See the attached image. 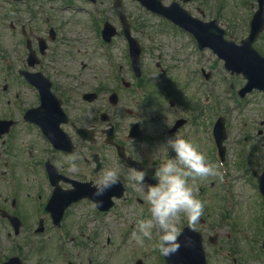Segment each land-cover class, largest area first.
Returning a JSON list of instances; mask_svg holds the SVG:
<instances>
[{"label":"flooded vegetation","instance_id":"obj_1","mask_svg":"<svg viewBox=\"0 0 264 264\" xmlns=\"http://www.w3.org/2000/svg\"><path fill=\"white\" fill-rule=\"evenodd\" d=\"M105 1L112 12V1ZM98 3L103 0H0V264L11 259L16 264H83L85 229L77 225L76 219L87 215L103 217L123 211L130 203H147L145 196L141 198L143 191L129 180L137 170L130 168L126 159L144 168L151 164L150 171L154 170L174 155L163 148L156 150L175 132L202 147L198 128L201 130L204 125L197 122L198 116L177 106L174 87L158 90L160 86L153 85L161 81L169 84L172 69L158 61L154 62V69H149V65L140 62V75L135 76L120 26L117 35L109 43L101 41L100 46L109 51L108 56H114L113 50L119 49L115 40L122 37L126 51L121 54L122 66L87 76L86 70L85 74L77 70L72 75L45 65L46 60L56 58L61 46H81L82 35L78 37L74 26L98 39L105 22L98 20ZM45 5L48 10H44ZM66 10L71 11L69 15L85 13L88 21L83 23L72 17L75 25L69 20L64 22L62 13ZM68 49L58 55L75 50ZM201 77L207 79L204 73ZM47 86L52 97L46 95ZM42 102L44 109L34 111ZM60 110L66 115V122L61 121ZM179 120L184 123L174 129ZM34 121L45 123L48 134L58 130L66 134L69 141L65 150L54 148ZM22 127L23 131L34 133L37 146L28 143L24 149L17 148L15 142ZM109 129L111 145L105 143ZM117 147L124 158L119 157ZM74 157L80 168L75 174L69 169ZM109 167L120 168V179L105 192L106 204L111 206L101 212L91 201L92 184ZM148 177L155 183L151 175ZM205 182H195V186L208 212L194 223L183 216L180 220L201 233L204 248H211L216 255L225 254V248L233 252V264H244L245 249L255 252L254 257H263V228L262 238L249 237L235 247V240L240 242L242 238L233 237L236 234L230 229L226 232L223 213L211 207L222 187L213 182L216 186L207 188ZM207 189H212V194L205 197ZM119 193L121 197L117 198ZM49 203L59 207L49 208ZM58 215L61 219L55 223ZM89 259L88 264H92Z\"/></svg>","mask_w":264,"mask_h":264},{"label":"rangeland","instance_id":"obj_2","mask_svg":"<svg viewBox=\"0 0 264 264\" xmlns=\"http://www.w3.org/2000/svg\"><path fill=\"white\" fill-rule=\"evenodd\" d=\"M173 1L181 3V0H163V3L169 5ZM122 4L128 21L132 24L133 35L139 38V42L144 47V53L151 55H145L143 63L149 65V69H154V62L161 61L163 65L173 69L169 78L175 82L174 84L187 82L188 87L186 90L177 86L176 95H181L183 96L182 98L186 99L185 107L189 111L191 110L195 116H198L197 122L200 125H204L203 128L201 126V130L198 128V131L202 132L198 134V140L202 143V147L199 144L197 145L198 149L205 154L209 161L218 166L214 162L213 154L210 152L209 138L211 132L208 134L207 129L210 128L211 122L215 121L217 115L220 114L219 116L226 117L225 121L227 122V138L223 143L226 153V172H230L231 175L236 176L237 168L244 159L251 161L254 167L257 168L256 170L262 171L264 169V95L259 92H253L251 95L245 97V99H240L237 96V91L244 85L242 77L230 75L224 69L223 62L218 60L214 54L209 50L199 52L193 40L185 33H181L175 29H161V26L165 27L162 20L158 16L148 14L140 8L138 3L132 0H123ZM181 5L191 12V14L204 21L217 19L219 25L227 32L228 36H231L236 43H239L248 34V24L256 8V0H193L188 4ZM99 7V12L107 17V20L116 28H119V22L114 12H110L109 9L106 11V8H109L107 1L103 0V3ZM197 7L200 8L199 11L202 12V15L196 10ZM43 8L44 10H48L46 5ZM69 12L71 11L66 10L62 13L63 18L66 17L64 18V22L69 20V22L72 21L73 25H75L72 17L83 23L88 21L85 13L74 12L75 14L69 15ZM50 17L51 20H55L52 18L53 15ZM68 25L67 23L66 26ZM73 28L76 29L75 33L78 32V37L82 35L80 37L82 47L76 45L73 47L75 50H71L69 54L58 55L63 49H68L65 46H61L57 53L58 56L56 55V58L52 61L46 60L44 62L45 65L47 67L50 65L52 68L62 69L64 70L63 73L72 75L77 74L75 72L77 70H83L85 74L86 70L87 76L89 74L94 75L95 72L107 69L108 67L110 68V63L105 60V56L98 48L99 40L95 38V35H89V33L86 35V29L79 26H74ZM115 46L119 48L113 50V55L116 57V60L114 59L116 61L115 65L120 67L123 65L121 54L126 52L122 37H118L115 40ZM76 47L78 51H76ZM83 48L87 49V51H84ZM255 48L259 53L264 55V33L257 40ZM97 51L99 55L96 54ZM85 52H90L91 54H86ZM90 70H93L92 73L89 72ZM200 70H204L210 74L209 79L205 82L203 81V83L200 75L196 74ZM202 101L206 106L204 108L200 105ZM180 105L181 102L178 101L177 106ZM216 105L217 112H214L212 110ZM33 134L23 131V127L22 129L20 128L15 142L17 148L24 149L29 144L37 146V141ZM245 138L247 139L245 140ZM41 147L39 146L40 149H42ZM219 174L220 170L218 167L217 175L197 178L195 182H203L205 180L204 186L213 189V182H215ZM233 180L234 182H231L232 185L230 184L232 190L234 189L237 192L236 194L242 192V195H235L238 203L234 204L232 213L226 214V225L231 230V233L237 236L245 232L251 239L262 238V233L260 232L262 228L261 196L258 188H256V182L250 178L248 186H244V190L242 191L243 187L235 189V186H233L235 183L240 182L241 179L235 178ZM214 189L216 190V188ZM232 190L230 189V191ZM211 191L207 189L205 197L211 195ZM220 203H225L230 208L232 200L219 196L216 201L211 202V207L216 208ZM138 209L139 207L134 204L127 207L123 211L122 216L118 215L119 218H115L116 216L106 217L101 222L91 223H88L84 218H78L76 219V223L80 228L92 231L99 237L100 241H105L107 237H110L114 241H119L120 237L126 236V233H129V237L125 238V245L127 246L123 249L124 253H122L124 255V264H133L130 260L133 259L136 262V258H141L142 264H164L159 248H155L152 251V248L156 247L154 246V241L156 240L155 234H153L152 239H145L143 245H138L132 238V233L136 230L137 219L148 215H145L141 207L140 210ZM207 212L204 204L202 214L204 215ZM184 223V220L179 221V233ZM87 234L91 235L92 233ZM260 240L262 241V239ZM100 244L99 242L98 245L100 246ZM235 244L238 246L239 241L235 240ZM99 246H95L94 248L95 256L97 258L100 257L101 262L111 264L112 259L108 256L114 253L112 247L103 249ZM245 251L248 250L245 249L243 252L244 264H262L264 262V256L259 257L256 254V257H254L255 252ZM205 252L208 264H232L230 258H226L224 255L227 254L231 258L235 257L234 253L226 248L223 255H216L209 247L205 248ZM260 258L263 260H260Z\"/></svg>","mask_w":264,"mask_h":264},{"label":"clouds","instance_id":"obj_3","mask_svg":"<svg viewBox=\"0 0 264 264\" xmlns=\"http://www.w3.org/2000/svg\"><path fill=\"white\" fill-rule=\"evenodd\" d=\"M91 116L89 112L88 117ZM160 148L174 155L168 156L154 170L150 171L152 165L149 164L148 168L143 167L129 176V180L143 191L149 205L148 215L137 219L132 238L138 245H143L145 239H152L155 229L159 251L171 255L180 247L178 223L181 217H187L189 222L194 223L203 213L204 202L198 196L196 179L217 175L218 166L178 132L168 136L156 152ZM69 169L74 174L80 171L75 157L69 163ZM146 175H151L155 183H147ZM119 179V167L104 169L92 184L93 195L102 196Z\"/></svg>","mask_w":264,"mask_h":264},{"label":"water","instance_id":"obj_4","mask_svg":"<svg viewBox=\"0 0 264 264\" xmlns=\"http://www.w3.org/2000/svg\"><path fill=\"white\" fill-rule=\"evenodd\" d=\"M139 1L147 9L164 15L184 30L193 34L199 48L212 50L219 59L224 61L225 69L231 74L242 75L247 83L239 91L241 97L252 89L264 92V58L252 47L258 34L264 28L263 0H257L258 10L251 20L249 36L242 40L240 45L235 44L233 41L225 40V32L218 28L216 21L203 23L192 18L189 13L182 10L177 4H172L171 7L165 8L160 5L159 0ZM107 34L110 35L108 32ZM219 128H221L220 123L216 126V134ZM258 180L260 188L264 192V173ZM188 230V228L185 229L178 238L180 241L178 250L171 255H164L167 264H205L200 237L194 234V240L192 241L187 236Z\"/></svg>","mask_w":264,"mask_h":264}]
</instances>
